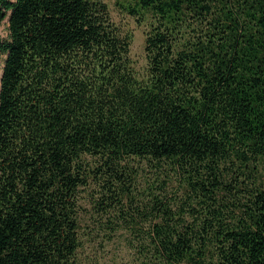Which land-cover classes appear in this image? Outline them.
<instances>
[{
    "label": "trees",
    "instance_id": "obj_1",
    "mask_svg": "<svg viewBox=\"0 0 264 264\" xmlns=\"http://www.w3.org/2000/svg\"><path fill=\"white\" fill-rule=\"evenodd\" d=\"M116 5L142 74L104 0H0V264H80L87 187L142 264H264V0Z\"/></svg>",
    "mask_w": 264,
    "mask_h": 264
},
{
    "label": "rangeland",
    "instance_id": "obj_2",
    "mask_svg": "<svg viewBox=\"0 0 264 264\" xmlns=\"http://www.w3.org/2000/svg\"><path fill=\"white\" fill-rule=\"evenodd\" d=\"M109 8L110 16L114 22L119 24L131 33L132 39L129 48V58L132 67L138 74H142L146 68V58L144 52V33L147 29L145 22L138 24L132 16L122 11L116 4L118 1L126 0H104ZM8 34L7 24L0 22V36L6 37ZM1 65V61H0ZM143 165V163L141 164ZM257 177L264 185V158L258 162ZM144 167V165H143ZM148 173H143L138 179L141 189L146 188ZM176 185L171 186V190ZM91 189V187H90ZM88 187L81 190L79 200V222L81 246L77 252L80 264H142L141 258L132 244L129 242L133 238L131 234L123 229L112 232L111 235L98 227L97 216L93 212L91 190ZM145 198V196H143Z\"/></svg>",
    "mask_w": 264,
    "mask_h": 264
}]
</instances>
